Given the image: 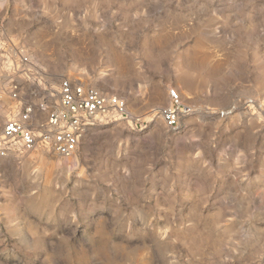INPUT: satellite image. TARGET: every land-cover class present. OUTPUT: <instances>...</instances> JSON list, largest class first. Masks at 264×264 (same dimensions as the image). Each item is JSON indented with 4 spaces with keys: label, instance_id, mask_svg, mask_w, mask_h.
<instances>
[{
    "label": "rangeland",
    "instance_id": "374dc122",
    "mask_svg": "<svg viewBox=\"0 0 264 264\" xmlns=\"http://www.w3.org/2000/svg\"><path fill=\"white\" fill-rule=\"evenodd\" d=\"M0 41L139 118L0 158V264H264V0H0Z\"/></svg>",
    "mask_w": 264,
    "mask_h": 264
},
{
    "label": "built area",
    "instance_id": "2783aa9c",
    "mask_svg": "<svg viewBox=\"0 0 264 264\" xmlns=\"http://www.w3.org/2000/svg\"><path fill=\"white\" fill-rule=\"evenodd\" d=\"M29 56L21 48L8 49L0 41V95L15 104L0 135V158L25 150L45 149L61 158L72 157L88 129L99 118L139 122L127 111L123 99L93 86L62 79L57 89L41 85L36 72L26 77ZM169 104L157 112L167 127H176L191 108L181 102L176 88L168 90ZM225 112L221 111V115Z\"/></svg>",
    "mask_w": 264,
    "mask_h": 264
}]
</instances>
